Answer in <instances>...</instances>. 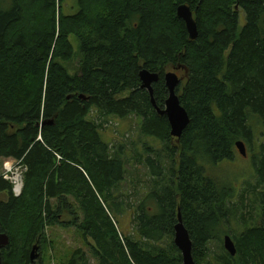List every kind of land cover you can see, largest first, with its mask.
<instances>
[{"label": "trees", "instance_id": "trees-1", "mask_svg": "<svg viewBox=\"0 0 264 264\" xmlns=\"http://www.w3.org/2000/svg\"><path fill=\"white\" fill-rule=\"evenodd\" d=\"M63 3L0 0V163L25 168L19 198L0 177V234L9 238L1 264H31L32 248L39 256L54 226L76 230L96 264H182L173 244L178 212L196 264H264V0H78L73 16ZM180 5L194 13L196 41L176 18ZM142 69L159 75L160 109L165 72L187 74L176 89L190 119L180 139L140 89ZM92 109L141 118V134L164 145L147 160L153 181L135 207L120 200L123 162L87 120ZM238 141L257 155L254 182L237 195L204 167L232 161ZM163 154L167 170L157 163ZM130 210L134 232L121 235L114 214ZM228 234L235 257L217 249ZM64 264L89 258L76 249Z\"/></svg>", "mask_w": 264, "mask_h": 264}, {"label": "rangeland", "instance_id": "rangeland-1", "mask_svg": "<svg viewBox=\"0 0 264 264\" xmlns=\"http://www.w3.org/2000/svg\"><path fill=\"white\" fill-rule=\"evenodd\" d=\"M6 2L7 0H4V4H6ZM78 11V0H64L62 12L65 16H73L77 14ZM238 13L239 25L243 26L245 23L244 13L242 10H238ZM69 41L73 46L74 58L72 59V64H69L68 68L69 74L73 75L74 72L71 71V67H77L79 64V49L78 43L73 35L69 37ZM171 71L173 70L170 69L165 73ZM176 74L181 78V84L179 85V89L181 90L185 85L187 74L183 70H177ZM87 120L94 121L102 127V130L99 132L100 139L109 146L111 157L115 159L119 158L123 162L125 175L119 189L120 195L122 194L120 200H123L125 204L129 203L134 205V207L137 206L139 202L147 199V192H149L153 181V178L149 175L151 167L147 164V160L148 158L156 159L157 154L159 152L162 153L164 150V145L154 138L145 137L141 134V118L134 116L124 119L116 116L101 117L95 109H92L87 116ZM256 155L257 152L251 154V147L246 146V157H242L236 150V156L232 161L222 162L216 167L206 166L204 168L208 176L218 180L220 184L232 188L235 194L238 195L241 193L240 191L243 189L245 183L254 182L253 159ZM165 158L166 154H163L162 160L157 163L167 170L172 164ZM5 161L11 163L12 173L17 170L21 171V169L16 166L17 164L15 161ZM5 161L0 163V177L6 174L3 167ZM7 175H9V177L12 176L10 173H7ZM164 176H167V174L165 173ZM21 185L23 192L24 173L22 175ZM0 199L6 200L7 197L2 195ZM244 212L249 218L247 211L244 210ZM114 217L119 223L118 227L121 235L133 234L134 223L132 219V210L126 211L123 215L114 214ZM69 218L70 217L66 215L62 217L61 221L68 222ZM44 233L47 244L43 246L39 252L36 264H64L70 254L76 249H83L89 258V264H96L95 260L89 255L88 250L85 249L81 235L73 228L64 229L61 226L46 227ZM225 236H229V234L223 235L221 237V244H218L219 246L216 245V247L213 245L212 250L217 251L220 247L223 248V238Z\"/></svg>", "mask_w": 264, "mask_h": 264}, {"label": "water", "instance_id": "water-1", "mask_svg": "<svg viewBox=\"0 0 264 264\" xmlns=\"http://www.w3.org/2000/svg\"><path fill=\"white\" fill-rule=\"evenodd\" d=\"M176 18L184 23L188 39L196 41L198 37L197 25L194 19V13L187 5H180L176 8ZM177 70L165 73L163 76L164 86L167 91V98L164 102L163 109H160L153 99V85L159 82V75L142 69L138 73L140 89L145 90L149 97L150 103L155 112L160 117H165L169 125V135L173 139H180L184 130L190 123L186 110L181 106L176 89L181 84V78L176 74ZM235 149L242 156L246 157V147L242 141L235 143ZM173 244L179 250L182 257V264H196L192 257V243L188 231L185 229L180 213L178 212L177 223L174 226ZM9 245V238L6 234H0V264L1 251ZM223 249L231 257H235L236 249L229 236L223 238ZM34 246L30 252L31 264H36L38 254Z\"/></svg>", "mask_w": 264, "mask_h": 264}, {"label": "built area", "instance_id": "built-area-1", "mask_svg": "<svg viewBox=\"0 0 264 264\" xmlns=\"http://www.w3.org/2000/svg\"><path fill=\"white\" fill-rule=\"evenodd\" d=\"M57 159H60L59 157H57ZM17 167L21 169V171L17 170L16 172L12 173V169H11V163L10 162H4L3 167L4 170L6 172V174L4 176H2V179L9 182V184L11 185V190H12V194L14 197H19L22 193V175L23 173H25V168L20 166L19 163H16ZM7 173H10L12 176L9 177V175H7Z\"/></svg>", "mask_w": 264, "mask_h": 264}, {"label": "crops", "instance_id": "crops-1", "mask_svg": "<svg viewBox=\"0 0 264 264\" xmlns=\"http://www.w3.org/2000/svg\"><path fill=\"white\" fill-rule=\"evenodd\" d=\"M3 161H5V160H3Z\"/></svg>", "mask_w": 264, "mask_h": 264}]
</instances>
